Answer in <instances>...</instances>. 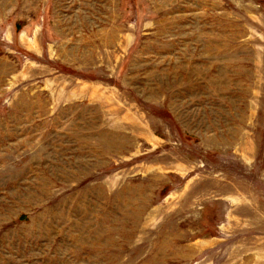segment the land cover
<instances>
[{"label": "rangeland", "instance_id": "obj_1", "mask_svg": "<svg viewBox=\"0 0 264 264\" xmlns=\"http://www.w3.org/2000/svg\"><path fill=\"white\" fill-rule=\"evenodd\" d=\"M0 264H264V0H0Z\"/></svg>", "mask_w": 264, "mask_h": 264}]
</instances>
